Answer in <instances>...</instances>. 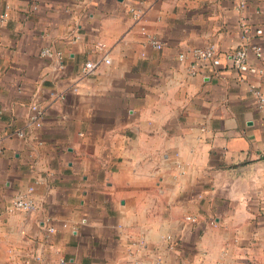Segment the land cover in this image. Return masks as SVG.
Masks as SVG:
<instances>
[{
  "label": "crops",
  "instance_id": "1",
  "mask_svg": "<svg viewBox=\"0 0 264 264\" xmlns=\"http://www.w3.org/2000/svg\"><path fill=\"white\" fill-rule=\"evenodd\" d=\"M3 14L0 264H264V0H0ZM208 47L217 63L191 76ZM30 189L37 208L7 213Z\"/></svg>",
  "mask_w": 264,
  "mask_h": 264
},
{
  "label": "built area",
  "instance_id": "2",
  "mask_svg": "<svg viewBox=\"0 0 264 264\" xmlns=\"http://www.w3.org/2000/svg\"><path fill=\"white\" fill-rule=\"evenodd\" d=\"M245 3H242V6H244ZM136 18L141 17V13L139 11H136L135 13ZM8 18V14H3L0 17V23H4ZM152 44L154 45L155 48L157 49H162V43L158 40L152 39L151 40ZM260 51V50H258ZM216 49L214 47H208L205 49H196L193 51V55L196 58V63L192 64L189 67V74L191 76H196L201 72L200 66H198L199 63H205V64H210V63H217L216 62ZM42 54L46 57L49 58H60V55L51 51V50H44L42 51ZM258 56H261V52H258ZM184 58V55H181V59ZM231 61L233 64L238 67L242 71H247L248 70V64H247V51L244 49H240L235 52L234 55L230 57ZM105 62L106 64L110 63V59L108 58L107 55H105L102 60L100 61H88L83 70H82V76L84 78H90L93 77L97 74V70L99 65ZM202 65V64H201ZM204 67V66H203ZM253 95L256 99V103L259 106L260 109L264 111V94L261 92V90H253ZM33 111L35 112V116L33 117L32 121L30 124L35 125L36 127H41V121L42 117L44 115V112L38 108V106H33ZM19 136H23V132L18 133ZM33 192L32 189L28 191V193L25 194H20L16 198H14L9 206L6 209L7 213H13V212H33L36 208L37 205L33 198L31 197V193ZM191 220V218H188ZM50 232H53L54 229L51 228L49 230ZM64 263V262H62ZM135 264H162L160 260L157 261H136Z\"/></svg>",
  "mask_w": 264,
  "mask_h": 264
}]
</instances>
